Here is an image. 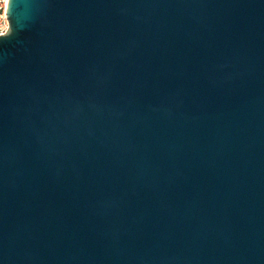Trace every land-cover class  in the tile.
Returning <instances> with one entry per match:
<instances>
[{
  "label": "water",
  "instance_id": "1",
  "mask_svg": "<svg viewBox=\"0 0 264 264\" xmlns=\"http://www.w3.org/2000/svg\"><path fill=\"white\" fill-rule=\"evenodd\" d=\"M0 264H264V0H8Z\"/></svg>",
  "mask_w": 264,
  "mask_h": 264
},
{
  "label": "built area",
  "instance_id": "2",
  "mask_svg": "<svg viewBox=\"0 0 264 264\" xmlns=\"http://www.w3.org/2000/svg\"><path fill=\"white\" fill-rule=\"evenodd\" d=\"M8 0H0V35L9 29V21L6 15Z\"/></svg>",
  "mask_w": 264,
  "mask_h": 264
}]
</instances>
